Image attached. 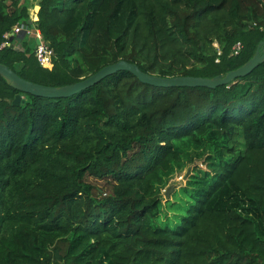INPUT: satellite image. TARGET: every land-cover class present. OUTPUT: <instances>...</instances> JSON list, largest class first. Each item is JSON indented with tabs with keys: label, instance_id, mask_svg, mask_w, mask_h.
Returning <instances> with one entry per match:
<instances>
[{
	"label": "trees",
	"instance_id": "1",
	"mask_svg": "<svg viewBox=\"0 0 264 264\" xmlns=\"http://www.w3.org/2000/svg\"><path fill=\"white\" fill-rule=\"evenodd\" d=\"M32 5L29 23L28 0H0V45L14 25L33 26L50 66L22 33L0 63L49 86L121 59L161 77L225 75L264 41V0ZM204 150L206 167L186 175L196 194L164 200ZM0 264H264V61L215 88L153 86L122 70L61 98L0 75Z\"/></svg>",
	"mask_w": 264,
	"mask_h": 264
},
{
	"label": "water",
	"instance_id": "2",
	"mask_svg": "<svg viewBox=\"0 0 264 264\" xmlns=\"http://www.w3.org/2000/svg\"><path fill=\"white\" fill-rule=\"evenodd\" d=\"M13 37L15 36L10 37L9 39L12 40ZM35 42L38 44L40 41L38 38H36ZM263 61L264 41H261L258 44L254 55L243 65L239 66L236 69L228 71L225 75L218 74L216 76L206 78L197 76L161 77L143 72L136 64L122 59L106 66H103L95 73L85 78H82L77 82L62 86H49L26 80L20 77L14 70L9 68L7 65L2 63H0V75L6 80L8 84L23 93L47 98H61L69 97L76 93H79L98 83L105 77L122 70L131 72L140 81L153 86H204L208 88H215L220 85H227L233 82L235 79L249 74L259 63ZM19 102H24V99L21 95L17 94L13 100V103L17 104ZM170 190L171 187L166 190L164 195L165 197H168Z\"/></svg>",
	"mask_w": 264,
	"mask_h": 264
},
{
	"label": "rangeland",
	"instance_id": "3",
	"mask_svg": "<svg viewBox=\"0 0 264 264\" xmlns=\"http://www.w3.org/2000/svg\"><path fill=\"white\" fill-rule=\"evenodd\" d=\"M23 2V0H22ZM33 0H28V12H29V20L31 23V20L33 19L32 17H34V7L33 5L31 6ZM27 38V37H26ZM28 39V38H27ZM34 37L31 35L29 37V40L31 41V44H33ZM229 146H233L235 145L236 150H242L243 148V142L240 139V137H234L233 140H229L228 142ZM207 150L202 151L200 154L195 155L193 157L194 163L193 164H189V166L181 173H177L172 179H170L169 184L167 186V188L163 191V199H169L171 198V194L175 191L178 190L179 188H182L183 190H185L187 193L189 194H196V192L198 191L199 187L191 182L188 181L186 175L188 172L191 171V169L193 168L194 165L200 167V168H205V164L202 162L203 157L206 156ZM189 174V173H188ZM92 184L96 187V189H101L103 191H108L107 188V183L104 181H100V180H93L90 179ZM171 187V190L169 191V195L168 197H165V192L166 190ZM228 197H225V199ZM231 198V197H230ZM163 200V201H164Z\"/></svg>",
	"mask_w": 264,
	"mask_h": 264
},
{
	"label": "built area",
	"instance_id": "4",
	"mask_svg": "<svg viewBox=\"0 0 264 264\" xmlns=\"http://www.w3.org/2000/svg\"><path fill=\"white\" fill-rule=\"evenodd\" d=\"M21 33L25 35L33 34L35 40L36 38L39 39L40 42L38 44L35 42L34 44V54L36 56L38 63L42 67H49L52 62L53 52L51 48H49L48 45L44 43L40 33L37 30L36 31L33 30V26L29 27L25 24L14 25L10 32H6L4 34L5 40L1 43L0 49L4 46L10 45L9 37L17 36V35H20ZM240 48H241L240 42H236L232 48L233 53L237 54L240 51ZM218 54H220L219 51H218Z\"/></svg>",
	"mask_w": 264,
	"mask_h": 264
},
{
	"label": "crops",
	"instance_id": "5",
	"mask_svg": "<svg viewBox=\"0 0 264 264\" xmlns=\"http://www.w3.org/2000/svg\"><path fill=\"white\" fill-rule=\"evenodd\" d=\"M24 35H25V34H24ZM24 35H23V34L20 35V38H25V37L31 36V35H33V34H31V35H26L25 37H24Z\"/></svg>",
	"mask_w": 264,
	"mask_h": 264
}]
</instances>
